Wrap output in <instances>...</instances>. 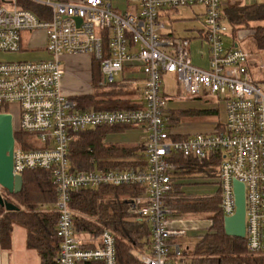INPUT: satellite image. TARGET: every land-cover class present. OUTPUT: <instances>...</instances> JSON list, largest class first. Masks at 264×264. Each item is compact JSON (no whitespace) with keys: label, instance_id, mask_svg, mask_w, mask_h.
Listing matches in <instances>:
<instances>
[{"label":"built area","instance_id":"obj_1","mask_svg":"<svg viewBox=\"0 0 264 264\" xmlns=\"http://www.w3.org/2000/svg\"><path fill=\"white\" fill-rule=\"evenodd\" d=\"M129 1L136 8L120 13L104 0H0V52H21L24 33H45L47 58L0 61V112L13 114L9 106L15 105L17 129L31 136L22 145L16 140L14 174L33 169L51 172L57 193L58 264H118L115 234L105 229L98 245L87 246L69 204L73 192L124 184H141L146 189L131 207L151 226V246L140 252L141 262L194 264L171 258L170 239L185 234L184 228L173 225L174 210L168 201L177 154L218 160L216 178L224 216L236 210L234 180L245 184L247 248L264 254V87L251 76L250 53L237 42L224 45L230 24L223 1ZM34 4L39 13L30 8ZM198 5L203 6L204 20L194 39L206 48V66L193 59V39L165 33L160 19L163 10ZM65 54L90 55L99 61L102 85L116 83L128 64L138 62L144 73L142 107H78L64 90ZM168 73L180 83L183 98L222 95L225 122L208 132L177 137L167 115L168 101L175 97L163 92V77ZM117 125L145 128L144 163L126 168H71L75 133Z\"/></svg>","mask_w":264,"mask_h":264},{"label":"trees","instance_id":"obj_2","mask_svg":"<svg viewBox=\"0 0 264 264\" xmlns=\"http://www.w3.org/2000/svg\"><path fill=\"white\" fill-rule=\"evenodd\" d=\"M34 5H30L32 9ZM40 12L39 7L33 8ZM32 9V10H33ZM225 17L233 33L239 29L251 28L254 44L264 50V24L251 26V23L264 21V3L232 4L224 10ZM107 42L104 47L107 50ZM107 54V51H106ZM93 76L95 90L91 94L77 96L74 100L81 109L95 108L103 110L137 109L142 104H131L126 95V86L118 83L98 85L102 80L100 62L94 60ZM170 109V108H168ZM170 112L169 125L179 127L185 116L198 115L196 112ZM218 114L217 109H203L199 114ZM221 125V124H220ZM126 125L98 126L74 134L70 145V165L72 169L126 168L136 166L139 162L129 161L135 156H143L139 148L123 144L106 143L111 132H122ZM28 134L15 128V137L24 139ZM179 135H177L178 137ZM139 151V152H138ZM177 171L174 175V187L168 194L169 206L174 214L183 217L186 214L203 212L215 208L216 215L211 231L199 235V239L186 253L192 256L194 264H264V254L251 253L246 238L229 236L224 230V215L220 208V197H196L184 191L183 186L196 173L204 172L205 165L218 164L215 158L200 161L195 157H174ZM218 170L214 169L216 177ZM23 188L14 194L20 204L17 210H7L0 205V241L9 247L14 225L23 226L27 231V246L35 249L41 264H58L59 239L56 235L58 213L45 208V204L56 203L57 193L53 185L51 172L46 169H33L24 172ZM146 192L141 184H124L119 186L104 185L94 189H82L73 192L70 208L78 233H90L94 237L103 230H111L117 238L118 264H143L136 250H147L151 246V226L138 214L132 212L133 199ZM15 204V203H14ZM171 240V239H170Z\"/></svg>","mask_w":264,"mask_h":264},{"label":"rangeland","instance_id":"obj_3","mask_svg":"<svg viewBox=\"0 0 264 264\" xmlns=\"http://www.w3.org/2000/svg\"><path fill=\"white\" fill-rule=\"evenodd\" d=\"M244 3H264V0H241ZM38 8L37 6H33V8ZM32 8V9H33ZM183 8V7H182ZM196 10H203V6H195ZM34 10V9H33ZM185 14H189L188 10H185ZM201 13V11L199 12ZM203 20L204 16L201 14L198 19H195L191 22H185L183 20H177L173 23V27H175L177 34H183L184 35V28L185 25L191 26V25H198V27H203ZM258 24H264V21L261 22H252L251 26H256ZM171 27L170 22H166V29H169ZM252 29L251 28H243L239 29L236 32L233 33L232 27L230 26L228 32L226 33L224 37V45L226 47L233 45L234 42H237L239 45L243 46L249 53H250V67H251V76L253 79L258 83L260 86L264 87V50H259L256 48L253 37H252ZM199 34V33H198ZM32 35V32L24 33V37L26 40ZM195 51V50H194ZM194 51H193V57H194ZM41 55V54H40ZM197 56V55H196ZM36 57V58H35ZM33 56V54H24L20 52H0V61H16L19 59L26 60V59H37L38 55ZM41 57V56H39ZM195 58L196 63H203L198 59ZM72 65H68L66 68V62H62L63 68L66 70L65 76L68 77L69 82L76 86L79 89H89L90 91L88 93L84 94H91L94 92V76H93V69H91V64L93 68L94 60H91L88 58H82L80 56H76L73 61ZM163 81L165 82L166 87L164 86L163 92L165 94H168L169 96L175 97L174 99L168 101L167 108H170L168 110H177L181 113L183 112H196L198 115L195 116H185L183 118L182 122V128L183 133L185 134H193L198 132H208L212 130V128L215 127L217 124H222L225 122V110H224V104H225V98L223 96L218 94H205L201 95L198 98H190L182 97V87L180 86V83L177 82L174 74L168 73L163 77ZM98 85L101 86V81H98ZM180 87V88H179ZM167 88V89H166ZM83 93L76 94L71 96L73 99L77 96H83ZM141 97H142V90H141ZM143 98V97H142ZM218 109L219 113L210 115V114H199L200 110L203 109ZM9 109L13 112L14 116V125L15 128H18L19 124V112L16 109L15 105H10ZM147 134H142L139 131H131L128 133H124L119 135L117 138H110L112 142L117 144H123L128 145L129 143H138L141 140H145ZM26 136V135H25ZM106 143L110 142L109 139L105 140ZM30 137L26 136L24 139L18 138L17 143L18 145H22V143H29ZM218 164L215 165H208L206 164L204 169V172L196 173L192 178L189 179L187 185V189L190 191V193L194 194L196 197H209V198H219V184L217 181V178L213 175L214 169H218ZM213 172V174H212ZM0 189H3L0 186ZM13 200L11 202L19 205L20 201L18 198L12 194ZM21 205V204H20ZM45 208L55 210L56 203H50L45 204ZM216 215L215 208H212L211 210H205L203 212L198 213H191L186 214L183 217H178L176 220L177 223L181 224L185 230L184 234V241L185 243H188L189 245H193L196 243L197 239H199V235H203L206 232L211 231V227L214 224V217ZM13 241L12 246L15 244L21 245L20 251L18 252L20 255L25 254L26 251V233L25 228L21 225H14L13 228ZM13 248V247H12ZM141 250H136L135 253L138 255ZM17 253V254H18ZM31 254H33L35 261L33 259H25L22 258V264H38V253L37 251H34V253L31 251Z\"/></svg>","mask_w":264,"mask_h":264},{"label":"crops","instance_id":"obj_4","mask_svg":"<svg viewBox=\"0 0 264 264\" xmlns=\"http://www.w3.org/2000/svg\"><path fill=\"white\" fill-rule=\"evenodd\" d=\"M59 1H71V0H59ZM104 1L107 4H110V6L113 10L120 12V13L126 12L128 10L133 11V9L136 8V6H134L129 0H104ZM222 1H223V10H226V7L228 5H232V4H253V3H256V2H253V3H246L245 2L244 3L241 0H222ZM185 10H188L189 14H185L186 13ZM200 11H201V13H199ZM201 14L203 15V10H199V9L196 10L195 6L183 7V8L180 7V8L163 10L160 13V19L165 25V29H164L165 33L177 35V36H182V37H190L193 39L192 48H191L192 49V55H193V51L195 50L194 51V57L198 56V59L201 62H203V63H200V64L197 63V64L202 65V66H206L207 65L206 48L203 47L196 39H194L197 36H199V34H200L199 32H200L201 27H198V25H191V26L185 25L184 35L183 34L182 35L177 34L175 27H173V23L176 22L177 20H183L185 22H191L195 19H198V17ZM166 22H170V24H171V27L169 29H166ZM45 42H46L45 33L43 31L34 32L28 38V40H26V39L24 40V49L20 53L33 54L34 57H35V55H38L37 59L47 58L48 53H47L45 46H44ZM39 56H41V57H39ZM76 56L77 55L65 54L62 57V62H64V61L66 62V68L68 65L71 66L73 64L72 61ZM78 56H80L82 58H88L91 60V63H92V57L90 55H78ZM194 57H193V59L195 60ZM19 60H22V59H19ZM91 69H92V64H91ZM143 80H144V73L142 71V67L138 62H134L132 64H128L125 67L121 77L119 78V80L116 83H118L122 86L128 87L126 89L129 90V93L125 97H126V99H128V101L131 104H143V98L141 97V89H142ZM135 82H136V84H134ZM63 85H64V90L66 91V93L69 96H73V95L80 94V93L84 94V93H88L90 91L89 89H79L76 86L72 85L69 82L68 77H66V76H65V80H64ZM165 87H166V85H165ZM167 115L169 117V115H170L169 111H167ZM181 126H182V123L179 127L174 128L176 134L177 135H188V133L187 134L183 133V128ZM131 131H139L143 135L147 134L145 128L138 127V126H131L122 132L117 131V132L109 133L108 139H109L110 143H114V141L112 142V140L110 138H117L119 135L131 132ZM189 134H191V133H189ZM144 142H145V140H143V141L141 140L138 143H133V144L129 143L128 145L126 144V146H129V147L139 148V151L143 153V156L131 157L128 159L129 161L144 163V161H145ZM183 189L185 192L190 193V191L187 189V185H184ZM178 217L179 216L174 214L173 225L175 227H178V228L179 227L183 228V226L181 224L176 222ZM25 233H26V236H25L26 244L25 245H26V251H27V252H25V254L23 253L20 255L18 253L20 251L19 249L21 248L20 247L21 245H18V247L16 244L14 246H12L13 245L12 244L13 231L11 234V244L9 247L6 248V247L2 246L1 241H0V264H22V262H21L22 258H25L26 260L31 258L35 261L33 254H31V251L34 253V251H36V250L28 248L26 229H25ZM79 236L87 246H96L100 243V236L94 237L93 235H91L88 232L79 233ZM183 236L184 235L174 236L170 240L171 258L174 262L180 263V262L192 260V256L188 255L186 253V250L191 249L194 244L191 246L188 243H185ZM149 249H150V247L147 250H141L140 252L148 251ZM38 259H39L38 264H41L39 253H38Z\"/></svg>","mask_w":264,"mask_h":264},{"label":"water","instance_id":"obj_5","mask_svg":"<svg viewBox=\"0 0 264 264\" xmlns=\"http://www.w3.org/2000/svg\"><path fill=\"white\" fill-rule=\"evenodd\" d=\"M78 21H80L78 19ZM16 144L14 116L10 112H0V186L10 193H17L23 188V176L14 174V149ZM236 199L235 213L224 216V230L229 236H246V195L245 184L234 180ZM0 205L7 210H17L13 202L6 201L0 191Z\"/></svg>","mask_w":264,"mask_h":264},{"label":"flooded vegetation","instance_id":"obj_6","mask_svg":"<svg viewBox=\"0 0 264 264\" xmlns=\"http://www.w3.org/2000/svg\"><path fill=\"white\" fill-rule=\"evenodd\" d=\"M0 191H1L3 197H4V199H5L6 201H10V202H11V201L13 200V198H12V194H11L9 191H7V190H2V189H0Z\"/></svg>","mask_w":264,"mask_h":264}]
</instances>
